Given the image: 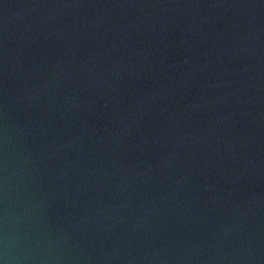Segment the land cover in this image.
<instances>
[{
  "label": "water",
  "instance_id": "water-1",
  "mask_svg": "<svg viewBox=\"0 0 264 264\" xmlns=\"http://www.w3.org/2000/svg\"><path fill=\"white\" fill-rule=\"evenodd\" d=\"M0 264H264V0H0Z\"/></svg>",
  "mask_w": 264,
  "mask_h": 264
}]
</instances>
